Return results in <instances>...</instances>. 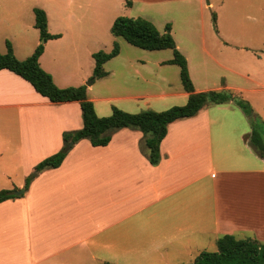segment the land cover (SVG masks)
<instances>
[{"label": "crops", "instance_id": "obj_1", "mask_svg": "<svg viewBox=\"0 0 264 264\" xmlns=\"http://www.w3.org/2000/svg\"><path fill=\"white\" fill-rule=\"evenodd\" d=\"M133 1L174 6L175 16L192 17L195 25L177 28L179 34L188 30L185 48L226 74L220 84L213 77L211 87L206 81L196 85L191 53L174 41L194 91L228 92L264 121V51L253 52L264 48V0H239L244 9L225 11L223 3L209 0ZM206 6L215 11V32L203 26ZM257 12L262 15L256 21ZM90 13L93 23L103 16ZM47 30L58 38L46 41L38 63L58 88H66L61 82L72 74L59 66V52L75 50L82 33L68 22L56 31L47 24ZM36 47L12 49L24 60ZM168 60L159 64L172 65ZM159 96L181 105L188 98L183 88ZM251 118L233 101L207 104L167 126L157 165L149 163L139 130L119 129L103 147L83 139L59 167L36 174L25 189L35 165L62 148V134L82 128L81 109L75 101L51 103L21 77L0 70V191L24 189L0 202V264H182L216 250L223 235L251 234L263 243L264 157L248 142Z\"/></svg>", "mask_w": 264, "mask_h": 264}, {"label": "rangeland", "instance_id": "obj_2", "mask_svg": "<svg viewBox=\"0 0 264 264\" xmlns=\"http://www.w3.org/2000/svg\"><path fill=\"white\" fill-rule=\"evenodd\" d=\"M209 1L215 6L223 3L224 11L245 7L239 0ZM203 2L205 5L208 3L207 0ZM34 9L44 11L51 30L56 31L68 22L82 33L80 43L75 50H71L66 56L59 52V58L62 59L59 66L72 74L61 83L66 84V87L84 85L86 88L89 84L90 91L86 95L88 100L93 99L89 101L93 102L98 117L110 116L113 108L130 114H138L143 111L162 112L174 106H183L175 104L177 103L175 99H163L159 96L163 93L182 91L178 67L159 64L163 60L171 59L172 51L168 49L147 51L133 47L121 37H114L110 34V26L117 17L143 18L151 22L160 33H165V25L170 24V34L173 40L179 44L183 52L191 53L189 68L196 85L201 81H206L211 87L213 77H217L216 81L220 84L222 75H226L217 65L205 63L199 59L197 52L185 48L188 30L179 34L177 28L188 29V26L195 25L196 21L192 17H177L174 15L177 7L160 6L144 1H133V5L130 3L127 5L125 0H0V48L2 49L0 54L6 52V41L10 42L16 51L26 46L32 45L33 49L40 44L45 45L46 42L41 39L39 31L34 28ZM91 9L103 12V16L99 22H95L96 24L92 21L95 17L90 13ZM254 10H257V7ZM203 12L206 16L203 22L204 28L206 31L215 32L213 21L215 11L206 6L203 7ZM261 15V12H257L256 21L261 20ZM65 16L67 18L63 20ZM262 18H264L263 15ZM177 20L180 23H175ZM172 21L173 24L175 23L173 26ZM261 33H263L261 40H264V31ZM115 44L119 47L118 55L103 65L108 75L92 80L94 68L92 55L99 51L108 53ZM47 50L51 53L59 51L57 47L52 49L49 46ZM262 51L264 48L253 52ZM215 56L218 57L217 52ZM162 78H166L169 85L164 84L161 81ZM129 96H138L142 99L131 101L126 99ZM239 237L251 238L253 236L248 234L246 237Z\"/></svg>", "mask_w": 264, "mask_h": 264}, {"label": "trees", "instance_id": "obj_3", "mask_svg": "<svg viewBox=\"0 0 264 264\" xmlns=\"http://www.w3.org/2000/svg\"><path fill=\"white\" fill-rule=\"evenodd\" d=\"M129 3L126 0V4ZM33 13L34 28L39 31L41 39L46 42L58 38L57 35L48 33L44 11L34 9ZM165 31V33H160L151 22L139 17H117L110 29L114 37L123 38L133 47L147 51L171 50L172 58L165 63L179 67L180 82L183 90L188 94L186 103L183 106H174L162 112L143 111L138 114H130L113 108L108 117L96 115L93 103L87 98L84 85L58 88L53 83L51 75L45 72L38 63L44 49L43 44L38 45L29 57L19 60L15 57L10 42H5L6 52L0 54V70H9L21 77L39 95L47 98L51 103L78 102L83 123L81 129L62 134V148L35 165L33 172L25 179V189L36 174L61 165L68 151L65 150V147L70 143L76 144L78 141L86 139L94 147H103L110 142L115 131L122 128L136 129L141 131L145 137L144 146L149 163L157 165L161 158L159 145L165 137L167 126L170 123L193 117L207 104H223L229 101H233L246 116L253 113L248 102L238 99L228 92H195L188 74L186 60L175 47L169 24L165 26ZM118 53L117 44L108 53L103 51L94 53L92 55L94 68L91 79L106 77L107 72L103 69V65L117 56ZM254 117L250 119L251 132L248 136V142L255 152L263 158L264 121L258 116ZM16 197L8 191H0V202ZM182 264H264V242L261 243L253 238L237 239L232 235H223L216 241L215 251H202L192 262Z\"/></svg>", "mask_w": 264, "mask_h": 264}, {"label": "water", "instance_id": "obj_4", "mask_svg": "<svg viewBox=\"0 0 264 264\" xmlns=\"http://www.w3.org/2000/svg\"><path fill=\"white\" fill-rule=\"evenodd\" d=\"M88 85H89V84H88ZM249 117L255 118L253 113H251V114L249 115ZM71 147H72V143H70V144H68V145L66 146V150H69ZM23 192H24V189L21 188V189H19V190L12 191L11 194L14 195V196H19V195L23 194Z\"/></svg>", "mask_w": 264, "mask_h": 264}]
</instances>
